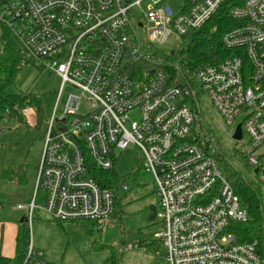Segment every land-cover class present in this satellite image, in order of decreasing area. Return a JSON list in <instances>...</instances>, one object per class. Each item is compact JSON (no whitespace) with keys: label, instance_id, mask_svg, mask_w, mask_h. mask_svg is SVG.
<instances>
[{"label":"built area","instance_id":"2783aa9c","mask_svg":"<svg viewBox=\"0 0 264 264\" xmlns=\"http://www.w3.org/2000/svg\"><path fill=\"white\" fill-rule=\"evenodd\" d=\"M175 1L0 0V24L61 80L34 196L17 208L29 223L41 210L52 220L90 221L101 230L113 215L114 194L86 175L87 159L107 171L115 152L132 144L155 182L161 229L153 239L165 249L168 264H264L254 244L240 243L231 232L232 224L247 220V212L214 159V139L200 121L202 95L228 127L243 116L237 125L242 138L247 136L244 155L264 187V151H258L264 144V0H239L231 8L229 16L241 24L221 42L234 55L199 69L194 87L158 71L138 88L123 73L125 58L131 54L161 63V57L141 48L156 49L171 35L181 41L225 0H183L178 13L169 4ZM67 85L77 93H69L58 111ZM83 101L87 111L80 113ZM138 248L137 243L124 246L125 251ZM27 254L30 264H44L31 246Z\"/></svg>","mask_w":264,"mask_h":264},{"label":"rangeland","instance_id":"374dc122","mask_svg":"<svg viewBox=\"0 0 264 264\" xmlns=\"http://www.w3.org/2000/svg\"><path fill=\"white\" fill-rule=\"evenodd\" d=\"M183 3V0H177L169 4L174 13H178ZM147 7L148 3L143 2L142 9L146 10ZM134 14L136 18H139L141 10L134 9ZM179 46L180 40L171 35L165 44L156 46V49L160 53L167 54L178 50ZM60 86V78L37 60L35 65L29 64L22 67L17 73L14 84L8 89L10 94L27 91L42 96L44 117L36 127L33 110L25 107L23 115L26 125L10 121L0 127V221L4 219V214L7 212V218H15L19 224L25 212L18 210L17 206L28 204L34 196L31 186L36 181L44 133L56 104ZM69 93L76 94L77 90L66 86L60 97L58 111L62 110ZM200 108L203 119L210 125L230 164L236 170L246 173L236 154L244 155L247 136L244 134L242 140L238 142L232 139L233 131L236 125L242 122L243 116L237 117L233 126L228 127L207 96H201ZM79 111L80 113L87 111L84 101ZM131 117L135 120L139 119L135 113H132ZM258 151H264V144ZM20 165L23 166L25 173L21 183L7 182L3 179L4 168ZM113 169L121 178V187L118 191L119 202L116 207L114 205L115 214L101 230L93 222H82L92 230V236L85 233L80 223L69 221L63 223L67 236L44 212L34 211L31 223L27 221L30 245L34 250L40 249L45 259L44 261L42 258L44 264H112L107 262L111 254H114L113 264H168L163 247L154 254L145 252L142 248L125 251V244H122L123 242L138 243L144 236L153 238V235L161 229V223L156 217L153 220L149 219L150 208L155 207L157 210L158 202L154 179L143 170L141 152L132 144L123 151L117 150ZM124 185L127 186L126 189L123 188ZM39 193L37 204L41 203L42 191ZM90 239L97 241L96 243L100 246L108 247L91 249Z\"/></svg>","mask_w":264,"mask_h":264},{"label":"trees","instance_id":"16d2710c","mask_svg":"<svg viewBox=\"0 0 264 264\" xmlns=\"http://www.w3.org/2000/svg\"><path fill=\"white\" fill-rule=\"evenodd\" d=\"M239 5V0H225L217 12L201 28L189 30L182 36L179 49L174 54H163L155 48L142 47L143 52H151L154 57H161V63L145 57H138L129 54L123 63V73L141 88L149 81L155 72H163L169 80L177 77L195 86V75L197 71L206 66L217 65L220 62L232 57L233 50L223 47L222 36L232 29L237 28L241 22L232 19L229 11L232 7ZM37 59L33 58L24 48L20 40L1 24L0 33V127L10 121L19 125H26L23 109L30 107L35 116L36 124L43 121L44 107L43 97L27 91H20L15 94L8 93V89L14 84L18 71L26 65H35ZM39 61V60H38ZM202 128L214 139L216 152L214 159L218 163L225 179L232 186L234 193L238 196L242 208L247 212V220L244 223L231 225V232L240 243H252L256 246L257 252L264 256V187L259 181L256 168L249 165L243 154H236L241 160L246 173L236 170L229 162L223 152L222 146L214 135L209 124L200 115ZM2 129V128H1ZM114 166L107 171L98 169L87 159L86 175L93 178L101 189H109L114 194V205H118V191L120 190L121 178L114 171ZM2 177L7 182L21 183L25 173L23 166L4 168ZM117 213V212H116ZM115 214V211L113 212ZM18 224V231L15 238V254L13 257H6L0 250V264H30L28 249L31 246L29 238V224L23 216ZM64 233V222L52 220ZM79 225L85 233L92 236V230L82 222ZM65 235L68 236L67 233ZM90 248H106V245H98L95 240L90 239ZM123 245L126 243L123 242ZM145 252L158 253L162 247L159 241L151 236H144L137 243ZM124 245V246H125ZM32 250H34L32 248ZM35 251V250H34ZM114 254H111L107 262L113 264Z\"/></svg>","mask_w":264,"mask_h":264},{"label":"crops","instance_id":"0c3cea01","mask_svg":"<svg viewBox=\"0 0 264 264\" xmlns=\"http://www.w3.org/2000/svg\"><path fill=\"white\" fill-rule=\"evenodd\" d=\"M35 184L36 181L31 186L32 192H35ZM7 215L8 214L6 212L4 214V219L0 221V250L4 256L13 257L15 254V238L18 231V222H16L15 218H7ZM35 251L41 253L40 249L36 248ZM43 260L45 261L44 258Z\"/></svg>","mask_w":264,"mask_h":264},{"label":"water","instance_id":"95a60500","mask_svg":"<svg viewBox=\"0 0 264 264\" xmlns=\"http://www.w3.org/2000/svg\"><path fill=\"white\" fill-rule=\"evenodd\" d=\"M171 54H174V51L171 52ZM232 139L234 141H240L242 139V130H241V126L240 125H237L236 128H235V132L232 136ZM150 211H151V215L149 217L150 220H153L155 217H156V211H155V207H151L150 208ZM22 221V220H21Z\"/></svg>","mask_w":264,"mask_h":264},{"label":"flooded vegetation","instance_id":"af4514ba","mask_svg":"<svg viewBox=\"0 0 264 264\" xmlns=\"http://www.w3.org/2000/svg\"><path fill=\"white\" fill-rule=\"evenodd\" d=\"M155 211L157 212L156 208H155Z\"/></svg>","mask_w":264,"mask_h":264}]
</instances>
